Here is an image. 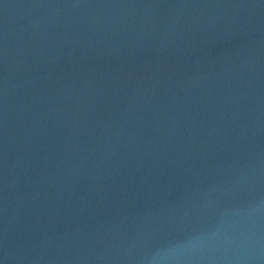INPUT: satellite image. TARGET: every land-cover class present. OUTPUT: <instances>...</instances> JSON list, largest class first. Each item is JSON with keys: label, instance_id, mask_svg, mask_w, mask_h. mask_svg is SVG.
<instances>
[{"label": "water", "instance_id": "1", "mask_svg": "<svg viewBox=\"0 0 264 264\" xmlns=\"http://www.w3.org/2000/svg\"><path fill=\"white\" fill-rule=\"evenodd\" d=\"M0 264H264V0H0Z\"/></svg>", "mask_w": 264, "mask_h": 264}]
</instances>
